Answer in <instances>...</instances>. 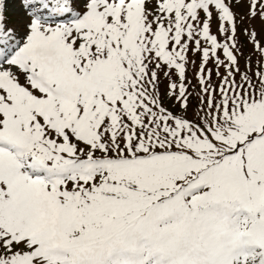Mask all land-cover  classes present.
Instances as JSON below:
<instances>
[{"label":"snow or ice","instance_id":"obj_1","mask_svg":"<svg viewBox=\"0 0 264 264\" xmlns=\"http://www.w3.org/2000/svg\"><path fill=\"white\" fill-rule=\"evenodd\" d=\"M0 264H264V0H0Z\"/></svg>","mask_w":264,"mask_h":264},{"label":"rangeland","instance_id":"obj_2","mask_svg":"<svg viewBox=\"0 0 264 264\" xmlns=\"http://www.w3.org/2000/svg\"><path fill=\"white\" fill-rule=\"evenodd\" d=\"M246 8L247 5L246 4H242L240 7H237L234 9V11L237 12L238 16H242L245 12H246ZM255 25L256 30L259 32L261 30V24L259 20H256L253 22ZM241 29V34H240V40L242 41V47L245 51L246 54L251 55L252 53V49H251V45L248 43L246 36L243 35L242 33V29L245 27H249L248 21L245 20L244 23L242 25L239 26ZM253 62L255 63L256 61V57L252 56ZM243 64V61L241 62ZM189 79H192V71L189 70ZM197 103L195 100H193V104ZM195 111V108L192 107L190 108V112Z\"/></svg>","mask_w":264,"mask_h":264}]
</instances>
